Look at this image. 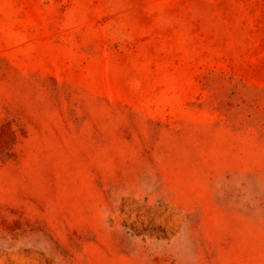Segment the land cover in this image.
<instances>
[{
	"label": "rangeland",
	"instance_id": "obj_1",
	"mask_svg": "<svg viewBox=\"0 0 264 264\" xmlns=\"http://www.w3.org/2000/svg\"><path fill=\"white\" fill-rule=\"evenodd\" d=\"M0 264H264V0H0Z\"/></svg>",
	"mask_w": 264,
	"mask_h": 264
}]
</instances>
